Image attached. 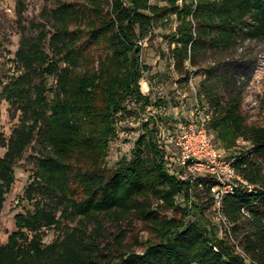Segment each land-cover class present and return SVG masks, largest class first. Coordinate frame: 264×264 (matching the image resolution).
<instances>
[{"label":"trees","instance_id":"obj_1","mask_svg":"<svg viewBox=\"0 0 264 264\" xmlns=\"http://www.w3.org/2000/svg\"><path fill=\"white\" fill-rule=\"evenodd\" d=\"M15 1L20 17L26 0ZM159 1L165 4L55 0V7L44 12L46 22L31 23L32 34L23 28L14 54L19 74L1 92L14 108L11 118L17 111L20 115L8 139L0 134L5 149L0 214L15 181L14 168L39 134L42 149L24 190L34 210L15 215V230L0 245V264H264V174L258 160L264 157V119L260 126L247 124L243 89L234 88L225 101L205 83L195 94L201 106L199 96L213 111L208 128L224 151L238 148L239 139L248 143L227 157L253 189H238L222 199L223 237L212 234L214 225L207 219L211 231L188 220V206L175 203L179 194L188 202L191 185L165 170L164 149L155 141L157 118L143 120L144 132L130 159L122 158L114 168L106 164L115 118L125 103L135 98L145 108L153 106L140 91L149 68L140 63L138 42L154 29L176 21L167 35L169 55L186 81L198 54L264 41V0ZM211 73L207 70L205 79ZM49 78L54 90L47 86ZM201 183L203 189L197 190L213 206L212 183ZM192 195L201 200L202 194ZM189 205L198 208L193 201ZM130 216L153 239L145 246L136 241L144 248L141 253L121 250L126 230L119 225ZM105 222L119 227L117 234H109L112 242H105ZM49 228L58 233L44 244Z\"/></svg>","mask_w":264,"mask_h":264},{"label":"rangeland","instance_id":"obj_2","mask_svg":"<svg viewBox=\"0 0 264 264\" xmlns=\"http://www.w3.org/2000/svg\"><path fill=\"white\" fill-rule=\"evenodd\" d=\"M150 2L158 5L165 4L159 0H150ZM55 5V0L48 2L26 0L21 16L17 17L16 1L0 0V134L6 139L9 138L12 129L18 124L20 112L17 111L16 117L11 118L14 108H11L9 103L2 99L1 92L9 78L19 74L15 68L14 54L19 45L21 32L25 27L26 32L32 34L30 31L31 23L37 24L43 20L46 22L44 12L48 13ZM175 25L176 21L162 27L159 26L148 38L138 42L142 47L139 54L140 63L143 67L149 68L143 72V77L139 81L140 91L149 96V104H153V106L145 108L142 100L135 98L125 103L124 111L115 118L116 136L109 142L108 146L106 164L109 168H114L122 158L130 159L134 155L136 141L144 132L143 120L153 119L149 114L155 115L159 124L162 123L166 114L170 116L172 113H178L181 117L185 116L195 103V94L199 95L204 83L207 89L223 97L224 101L228 100L234 88L243 89L242 111L247 118V124L260 126L263 123L264 41H246L236 49L214 50L198 54V65L191 68L189 79L186 81L182 75L174 70L169 55L172 44H170L167 35L173 31ZM188 66L190 67V64ZM207 70H212V73L205 79ZM47 86L52 90L55 89V82L52 78L47 80ZM183 97H186L185 106H178ZM199 98L205 103L203 105L207 106L206 99L201 96ZM39 137L40 134L26 149L14 168L15 181L10 192L5 196L0 214V245L6 244L8 236L15 230V215L33 212L34 210L33 201L24 197V190L33 180L36 169L35 158L39 156L38 154L42 149L39 144ZM242 147L245 149L248 145L239 144L238 148L229 151L222 150V152L225 157H230L235 150L242 149ZM4 152L5 149L0 147V156ZM258 160L262 162L264 174V157ZM163 166H165L164 161ZM193 192L194 195H202L201 200L198 197L192 200L194 204L198 205V208L192 207L193 212L190 216L189 211L188 220L195 221L211 231L207 219L214 225L212 234L216 233L218 237H223L226 224L223 226L218 221L214 207L203 192L197 190L196 187H194ZM175 203L181 207L189 205L185 195H177ZM199 207L203 209V216ZM168 217H171L170 214ZM119 227L126 230V237L121 245L123 252L141 253L144 248L137 246L136 241L143 246L153 242L151 235L142 230L141 222L133 216L122 221ZM119 227L114 223L105 222V242L113 241L109 234H117ZM57 233L54 228L45 229L43 243H50L57 236Z\"/></svg>","mask_w":264,"mask_h":264},{"label":"built area","instance_id":"obj_3","mask_svg":"<svg viewBox=\"0 0 264 264\" xmlns=\"http://www.w3.org/2000/svg\"><path fill=\"white\" fill-rule=\"evenodd\" d=\"M185 99L186 97L181 98L178 106H185ZM149 116L156 118L152 114ZM212 117L213 111L208 106H201L195 99L185 116L181 117L178 113L170 116L166 114L161 124L157 122L155 141L164 149L165 170L177 180L191 185L189 204L195 199L192 195L193 188L203 189L201 181L210 180L216 218L225 224V218L220 212L222 199L238 189L250 192L253 186L242 178L215 141L214 134L208 128ZM237 144L248 145L242 139L237 140ZM180 195L183 194L178 196ZM188 208L191 216V205Z\"/></svg>","mask_w":264,"mask_h":264},{"label":"bare ground","instance_id":"obj_4","mask_svg":"<svg viewBox=\"0 0 264 264\" xmlns=\"http://www.w3.org/2000/svg\"><path fill=\"white\" fill-rule=\"evenodd\" d=\"M145 85V84H144ZM145 88H146V86H145Z\"/></svg>","mask_w":264,"mask_h":264}]
</instances>
